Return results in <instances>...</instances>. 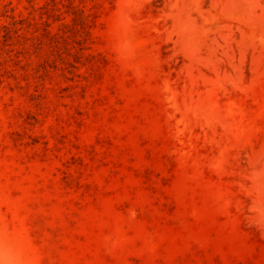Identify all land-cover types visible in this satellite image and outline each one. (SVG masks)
I'll return each mask as SVG.
<instances>
[{
    "label": "rangeland",
    "instance_id": "374dc122",
    "mask_svg": "<svg viewBox=\"0 0 264 264\" xmlns=\"http://www.w3.org/2000/svg\"><path fill=\"white\" fill-rule=\"evenodd\" d=\"M0 264H264V0H0Z\"/></svg>",
    "mask_w": 264,
    "mask_h": 264
}]
</instances>
